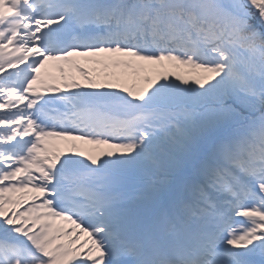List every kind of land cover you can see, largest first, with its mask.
I'll use <instances>...</instances> for the list:
<instances>
[{
  "label": "snow or ice",
  "instance_id": "snow-or-ice-1",
  "mask_svg": "<svg viewBox=\"0 0 264 264\" xmlns=\"http://www.w3.org/2000/svg\"><path fill=\"white\" fill-rule=\"evenodd\" d=\"M0 264H264V0H0Z\"/></svg>",
  "mask_w": 264,
  "mask_h": 264
}]
</instances>
